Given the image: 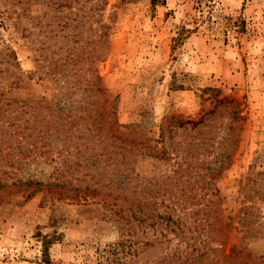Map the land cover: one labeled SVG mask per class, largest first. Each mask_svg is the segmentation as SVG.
I'll return each instance as SVG.
<instances>
[{"label":"rangeland","instance_id":"374dc122","mask_svg":"<svg viewBox=\"0 0 264 264\" xmlns=\"http://www.w3.org/2000/svg\"><path fill=\"white\" fill-rule=\"evenodd\" d=\"M89 66L117 124L152 151L165 133L171 159L139 156V178L182 162L174 189L152 199L185 232L124 224L114 166L55 172L60 131L0 127V264H46L44 239L51 264H264V0H0L5 112L79 103Z\"/></svg>","mask_w":264,"mask_h":264},{"label":"trees","instance_id":"16d2710c","mask_svg":"<svg viewBox=\"0 0 264 264\" xmlns=\"http://www.w3.org/2000/svg\"><path fill=\"white\" fill-rule=\"evenodd\" d=\"M158 2L159 0H152L153 4ZM85 54V61L88 59L92 61L93 59L91 58L95 57L97 53L92 48L88 49L85 45ZM92 67H85V95L81 98V101L79 103H70L69 105L55 106L47 102L50 110L49 114H43L41 107L38 108L33 105H29L33 106L32 108H22V113L31 111L30 115L26 117H23L21 112H5L7 107L3 103L2 96H0V127L14 126L16 130L30 128L34 129L32 132H42L43 136L49 137L52 135L53 130L56 132L60 131L62 135L61 147L57 148V154L52 159L57 161L63 155L64 160L61 169L57 165L54 169L55 172H71L75 168L72 164L74 161L88 169L100 167L101 174L110 172L112 166H114L113 168L116 169V188L120 198L114 202L117 205L115 211L121 220L124 221V224H128L133 220H137L139 223L154 224L160 222L159 219H161L176 234H184L185 228L181 225V218L179 216L175 218L169 211L165 213L158 212L154 207L155 200L152 199L154 194L163 193L167 189L169 191L174 189L170 180H173L172 178L183 169L182 162L174 161L173 165H175V168L173 173L165 174L161 181L144 182L139 178L140 174L137 169L139 156L156 155L160 158L171 159V155L167 152L165 133L161 132L158 139V141H162L159 151H152L153 149H150L152 146L147 141V138L143 137V133L135 132L134 125L117 124L115 111L111 110V108L107 109L105 104L107 90L101 84L100 73L94 67L92 72L87 74V70H91ZM224 99L228 102L233 100ZM9 100L15 101L18 99L9 98ZM9 104L7 103L6 105ZM44 120L46 121L44 122ZM199 121L202 120L199 119ZM83 122L84 125L78 128ZM179 122L184 125L190 123V120ZM122 127H125V129ZM83 161L85 163L82 164ZM99 161H103L102 165ZM94 176V173H92L91 177ZM113 180L114 178L108 177V181H99L97 185L100 190L106 191L104 188H111ZM28 183H31V181L28 180ZM36 183L39 185H60L61 187H66L68 183L72 184V180L66 178L59 182L51 180L47 183L42 181H37ZM167 183H169V186L166 185ZM88 186L86 185V188ZM96 189L98 188H93V191ZM134 204L136 208H134ZM49 241L47 239L43 241V256L46 264H51L49 245L47 243ZM145 242L148 243L149 241ZM196 249H198L197 246L193 248V250Z\"/></svg>","mask_w":264,"mask_h":264}]
</instances>
